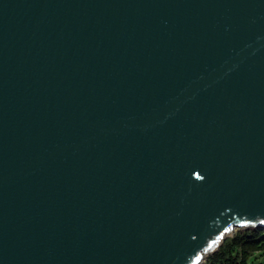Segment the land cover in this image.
Returning a JSON list of instances; mask_svg holds the SVG:
<instances>
[{"label":"water","instance_id":"water-1","mask_svg":"<svg viewBox=\"0 0 264 264\" xmlns=\"http://www.w3.org/2000/svg\"><path fill=\"white\" fill-rule=\"evenodd\" d=\"M264 231V0H0V264H206Z\"/></svg>","mask_w":264,"mask_h":264},{"label":"trees","instance_id":"trees-1","mask_svg":"<svg viewBox=\"0 0 264 264\" xmlns=\"http://www.w3.org/2000/svg\"><path fill=\"white\" fill-rule=\"evenodd\" d=\"M260 252H264V231H237L206 264H251L252 258Z\"/></svg>","mask_w":264,"mask_h":264},{"label":"rangeland","instance_id":"rangeland-1","mask_svg":"<svg viewBox=\"0 0 264 264\" xmlns=\"http://www.w3.org/2000/svg\"><path fill=\"white\" fill-rule=\"evenodd\" d=\"M251 264H264V252L257 253L252 258Z\"/></svg>","mask_w":264,"mask_h":264}]
</instances>
